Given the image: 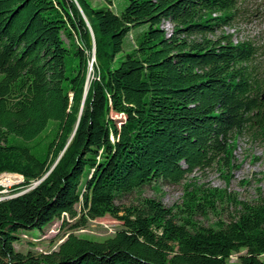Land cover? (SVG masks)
I'll list each match as a JSON object with an SVG mask.
<instances>
[{"label": "trees", "instance_id": "obj_1", "mask_svg": "<svg viewBox=\"0 0 264 264\" xmlns=\"http://www.w3.org/2000/svg\"><path fill=\"white\" fill-rule=\"evenodd\" d=\"M128 1L116 15L87 0H0V175L21 177L22 189L42 180L0 201V264H227L241 250L240 264H264V198L194 187L183 209L150 198L116 205L214 164L230 171L237 136H264L258 49L215 37L236 0ZM224 200L236 217L196 223ZM64 215L77 219L72 230L105 216L121 228L101 242L68 234L47 254L15 251L20 230Z\"/></svg>", "mask_w": 264, "mask_h": 264}, {"label": "rangeland", "instance_id": "obj_2", "mask_svg": "<svg viewBox=\"0 0 264 264\" xmlns=\"http://www.w3.org/2000/svg\"><path fill=\"white\" fill-rule=\"evenodd\" d=\"M95 9L109 8L114 14L119 15L128 5V0H87ZM237 11L230 27L218 30L215 37L220 35L231 36L233 44L249 41L258 50L257 55L251 65L259 76L264 75V18L261 14L262 0H236ZM218 16V15H216ZM147 25L133 29L124 38L121 57L129 52L134 46L136 35L146 31ZM167 34L171 33V25L164 23ZM212 37L211 38H215ZM94 49V47H93ZM93 49L91 55H93ZM92 62L93 59H92ZM91 62V63H92ZM90 63V64H91ZM92 65V64H91ZM92 68L90 69L91 72ZM117 121L123 120L121 116L113 115ZM236 147L233 152V168L227 171L222 165L214 164L205 170H198L186 177L179 185L168 186L162 183L151 184L140 191L116 201L119 207H129L136 205L144 198L160 201L167 208L182 207L185 195L192 189L202 190L217 189L221 194L232 196L236 201L256 203L264 198V136L258 133L247 131L237 136ZM23 179L14 175H0V201L20 195L21 193L34 188L22 189ZM238 209L227 201L217 202L215 210L210 212L206 218L197 217L198 225L208 227L216 223L228 222L232 217H236ZM77 219L70 220L64 215L61 219L54 220L51 224L38 230H20L17 235L18 241L13 247L16 252L22 255L47 254L57 249L58 245L64 241L68 234L91 241L101 242L112 237L120 228L121 223L110 216L91 220L87 226L81 230H72L71 226ZM245 254V250L232 254L227 264H240L239 257ZM264 261V255L260 257Z\"/></svg>", "mask_w": 264, "mask_h": 264}, {"label": "water", "instance_id": "obj_3", "mask_svg": "<svg viewBox=\"0 0 264 264\" xmlns=\"http://www.w3.org/2000/svg\"><path fill=\"white\" fill-rule=\"evenodd\" d=\"M92 59H93V61H94V49H93ZM91 64H92V63H91ZM91 64H90V66H91ZM86 91H87V87H86V89H85V93H84L83 101H84V98H85V95H86ZM41 181H42V180H40L39 182H37L35 185H38ZM26 192H27V191L21 193L20 195H22V194H24V193H26ZM18 196H19V195H18Z\"/></svg>", "mask_w": 264, "mask_h": 264}, {"label": "bare ground", "instance_id": "obj_4", "mask_svg": "<svg viewBox=\"0 0 264 264\" xmlns=\"http://www.w3.org/2000/svg\"><path fill=\"white\" fill-rule=\"evenodd\" d=\"M235 44H237V43H235ZM92 68V66H90V69Z\"/></svg>", "mask_w": 264, "mask_h": 264}]
</instances>
